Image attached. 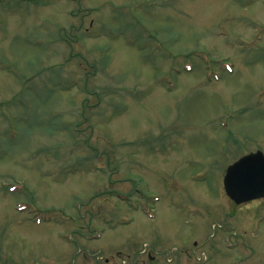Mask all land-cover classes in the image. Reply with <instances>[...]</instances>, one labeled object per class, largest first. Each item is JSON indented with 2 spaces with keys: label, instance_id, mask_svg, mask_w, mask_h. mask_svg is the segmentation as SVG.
I'll return each instance as SVG.
<instances>
[{
  "label": "rangeland",
  "instance_id": "1",
  "mask_svg": "<svg viewBox=\"0 0 264 264\" xmlns=\"http://www.w3.org/2000/svg\"><path fill=\"white\" fill-rule=\"evenodd\" d=\"M256 149L264 0H0V264H264Z\"/></svg>",
  "mask_w": 264,
  "mask_h": 264
},
{
  "label": "water",
  "instance_id": "2",
  "mask_svg": "<svg viewBox=\"0 0 264 264\" xmlns=\"http://www.w3.org/2000/svg\"><path fill=\"white\" fill-rule=\"evenodd\" d=\"M227 195L236 203L264 196V155L249 153L229 165L224 176Z\"/></svg>",
  "mask_w": 264,
  "mask_h": 264
}]
</instances>
